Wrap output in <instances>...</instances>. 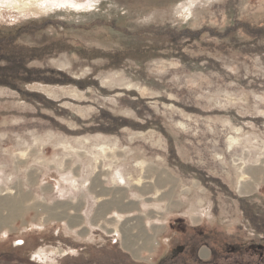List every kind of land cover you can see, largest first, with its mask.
<instances>
[{"label":"rangeland","instance_id":"1","mask_svg":"<svg viewBox=\"0 0 264 264\" xmlns=\"http://www.w3.org/2000/svg\"><path fill=\"white\" fill-rule=\"evenodd\" d=\"M27 23L32 59L0 56V264H194L184 227L264 245L239 200L264 214V0H0V30ZM96 193L145 202L121 225L167 227L160 256L56 221Z\"/></svg>","mask_w":264,"mask_h":264},{"label":"trees","instance_id":"2","mask_svg":"<svg viewBox=\"0 0 264 264\" xmlns=\"http://www.w3.org/2000/svg\"><path fill=\"white\" fill-rule=\"evenodd\" d=\"M41 30H42V26L40 25V27H38L34 23L22 24L18 27H15V29L14 28H8V27L2 28V30H0V44L3 45V48H5L6 50L5 49L0 50V56H1V54H3V53L6 54L8 52L5 57L11 56L14 59L12 61L14 64H16V63L22 64L23 60L29 61V59H32V58H30V52L31 51H37L39 49H36V48H34L33 50L32 49L31 50L26 49V52L28 55L23 54V56H24L23 57V56H21V53H22V50H24V49L20 48L22 50H17L16 44H19L18 42L23 35H25V37L26 36H34L35 34L40 33ZM4 42H5V44H3ZM9 49L11 51L15 50L16 51L15 54H9ZM153 49H155V51H153V52H156L160 48H159V46H151L150 50H153ZM128 50L131 53H133L134 56H135V54H137V58H139L140 54L142 53V51L144 49H142V47H140V48H132V49H128ZM1 52H3V53H1ZM46 53H48V52H46ZM16 56H20V57H16ZM18 65H20V64H18ZM14 69L18 71L17 67L9 68L8 73H3V74H1V76L9 77V78H15V79L19 80L20 82L24 81V80H22L23 75L21 72V70L23 68H20V71H18L15 74H14ZM239 200L241 203L242 211L245 213L244 214L245 219L250 221L251 225H254L256 222H257V224H258V222H261L264 225V214L255 211L254 208L256 205L251 204L249 199H239ZM184 222L185 221L183 218H177L174 221H171L169 223V228L176 230V228H178V226H181ZM182 232H185L184 235L190 237L191 241H190L189 245L187 242H184V243L180 244V246H181L183 252H185V251H187V249H189L188 253H190V255H191L190 259H191V261H194V264H251L252 261H249L246 263V261H248L245 259V256H244L246 254V252H253L254 254H258L260 261H264V245L263 244L251 242L248 245H246L241 241L235 243L234 238H231L230 241H232V242L227 243L225 246H223L219 242H216V241L209 242V237L211 236L210 231H205V230L200 229L196 235V234H190L191 232H189L188 228L186 230V228L184 227ZM196 240H200L199 245L200 244L209 245V247L212 250V255L209 259L201 260L198 257V254H197L198 243H195ZM24 244H25V242H24ZM112 244L115 246H118V244L113 242V241H112ZM230 244H232L234 249L238 252H234V253L230 252V248H231ZM19 246H22V245H19ZM124 264H145V263H140V262H136V261H125Z\"/></svg>","mask_w":264,"mask_h":264},{"label":"crops","instance_id":"3","mask_svg":"<svg viewBox=\"0 0 264 264\" xmlns=\"http://www.w3.org/2000/svg\"><path fill=\"white\" fill-rule=\"evenodd\" d=\"M164 178L165 177H163V179ZM121 180H123V182L125 181L124 178H121ZM95 197L97 200V204L95 202L94 205L95 207L92 208L90 202L87 204V206H84L83 210H81L82 214L79 220L72 221V216V218L68 217V219L65 217L61 219L59 217L58 219H56V221L67 224V227H69L70 229H80L83 227H88L87 232L83 231L84 235L79 234L81 238H89L91 235H102L101 237L104 238H112L113 242L120 244V246H122L123 249L130 253L133 257L140 256V254L145 253V251L149 250H152V255H154V253L157 251L155 256H160V246H162V244L164 243L163 239L165 237L167 227L165 230H163L159 226V222L153 221L150 224L152 225L151 229H149L148 231H139V233L137 232L131 235L128 230H125V226L121 225L122 221L126 218L128 213L135 212L140 209L146 210L144 204L145 202L142 206L140 205V208L137 207L136 204H134L133 207L129 209L130 206L128 205L129 201L127 200V198H130L129 200H131V197L129 196V194H124L119 199L123 203H119L118 207L113 208V206L111 205L107 206V204H103V200H100L101 194L96 193ZM86 199L87 201L90 200L88 193H86ZM52 210L53 209H51L50 211ZM54 211L56 212L55 218L62 215L60 212L57 211V209H54ZM49 215H52L51 212H49ZM140 238L143 240V242L140 241ZM155 249L157 250L154 251ZM210 255V249L208 250L205 247L201 248L198 252V257L201 260H207Z\"/></svg>","mask_w":264,"mask_h":264},{"label":"flooded vegetation","instance_id":"4","mask_svg":"<svg viewBox=\"0 0 264 264\" xmlns=\"http://www.w3.org/2000/svg\"><path fill=\"white\" fill-rule=\"evenodd\" d=\"M187 240H189V243H190V241H191V238L190 237H188V238H186ZM187 242V241H186ZM189 243H188V245H189ZM195 243H198V248H197V254H198V252L200 251V249L201 248H203L204 247V245L203 244H200L199 245V243H200V240H196V242ZM230 252H238V251H236L235 249H234V247H233V245L232 244H230ZM184 248V247H183ZM210 249V252H211V255H212V250H211V248H209ZM238 250V249H237ZM248 251V250H247ZM211 255H210V257H211Z\"/></svg>","mask_w":264,"mask_h":264},{"label":"bare ground","instance_id":"5","mask_svg":"<svg viewBox=\"0 0 264 264\" xmlns=\"http://www.w3.org/2000/svg\"><path fill=\"white\" fill-rule=\"evenodd\" d=\"M10 1V0H9ZM15 1H19V0H15ZM15 4H17L18 5V2H15ZM105 153H106V151H108V150H103Z\"/></svg>","mask_w":264,"mask_h":264}]
</instances>
